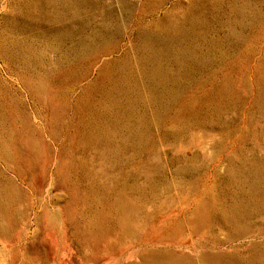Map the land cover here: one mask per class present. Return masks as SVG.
Wrapping results in <instances>:
<instances>
[{
  "label": "rangeland",
  "instance_id": "obj_1",
  "mask_svg": "<svg viewBox=\"0 0 264 264\" xmlns=\"http://www.w3.org/2000/svg\"><path fill=\"white\" fill-rule=\"evenodd\" d=\"M0 264H264V0H0Z\"/></svg>",
  "mask_w": 264,
  "mask_h": 264
}]
</instances>
